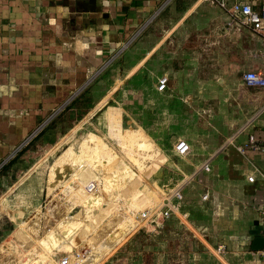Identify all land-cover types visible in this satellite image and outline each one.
<instances>
[{
	"label": "crops",
	"instance_id": "0c3cea01",
	"mask_svg": "<svg viewBox=\"0 0 264 264\" xmlns=\"http://www.w3.org/2000/svg\"><path fill=\"white\" fill-rule=\"evenodd\" d=\"M167 1L94 0L97 10L90 11V0H0V166L88 89L130 39H140L137 45L147 46L136 73L157 65L168 78L163 92L154 86L151 116H171L168 124L176 130L161 134V122L149 115L146 120L141 111L137 129H125L124 110L111 109L104 135L119 146L130 143L124 161L115 164L123 171L113 177L130 180V159L145 163L158 155L150 139L169 149L184 140L200 160L184 175L190 186L181 189L180 211L173 216L192 228L193 214H206L207 246H225L220 264H264L251 250L262 237L264 152L238 150L250 138L264 142V89L248 87L242 78L247 71L264 74V40L208 0ZM234 1L255 7L263 0ZM198 90L205 92L199 102ZM204 163L207 173L200 170Z\"/></svg>",
	"mask_w": 264,
	"mask_h": 264
},
{
	"label": "rangeland",
	"instance_id": "374dc122",
	"mask_svg": "<svg viewBox=\"0 0 264 264\" xmlns=\"http://www.w3.org/2000/svg\"><path fill=\"white\" fill-rule=\"evenodd\" d=\"M139 40L130 39L104 66L78 110L57 113L46 133L27 147L4 178L0 175V264H56L75 252H85L79 264H220V254L206 244L211 242L206 214L194 213L192 228L184 219L161 214L174 189L184 188L185 193L190 186L185 176L192 174L197 155L178 157L149 137L158 155L145 163L130 159V180L113 177L123 171L115 164L124 161L130 143L119 146L104 135L102 124L111 109L124 110L125 129H137L141 111L146 120L149 115L161 122V134L176 130L168 124L171 116H151L154 86L164 73L157 65L136 73L140 50L147 46L137 45ZM202 94L195 91L194 100L199 102ZM201 107L198 103L197 110ZM90 135L101 142L94 152L83 154L81 145Z\"/></svg>",
	"mask_w": 264,
	"mask_h": 264
},
{
	"label": "built area",
	"instance_id": "2783aa9c",
	"mask_svg": "<svg viewBox=\"0 0 264 264\" xmlns=\"http://www.w3.org/2000/svg\"><path fill=\"white\" fill-rule=\"evenodd\" d=\"M168 0L167 2H170ZM210 5L216 6L224 13H226L231 22L236 23L242 27L249 29L252 33L264 40V0L258 6H253L247 2H240L234 0H208ZM245 84L248 87L263 88L264 89V74L247 71L242 76ZM168 78L163 76L157 80V91L163 92L166 89ZM62 110L55 112L48 123H43L38 130L34 133V136L47 126L55 115ZM247 149H255L264 152V142H256L252 138L249 139L248 143L242 147H238V150L243 154ZM173 153L181 158H187L191 155V148L184 140H178L173 146ZM200 170L207 173L210 171V167L207 163H204ZM259 175L264 179V174ZM249 182L253 181V177L248 178ZM207 198V195L202 197ZM182 190L181 188L174 189L172 193L165 198L161 208V214L164 218H170L174 214L180 211V202L182 201ZM146 214H142L145 218ZM153 217H150V219ZM260 220L262 222V237L264 238V209L260 210ZM218 254L225 252V246L219 245L216 248ZM260 261L264 262V247L256 252ZM71 256H64L57 259L56 264H79L81 263L82 257H85V252H75L70 254ZM83 263V262H82Z\"/></svg>",
	"mask_w": 264,
	"mask_h": 264
},
{
	"label": "trees",
	"instance_id": "16d2710c",
	"mask_svg": "<svg viewBox=\"0 0 264 264\" xmlns=\"http://www.w3.org/2000/svg\"><path fill=\"white\" fill-rule=\"evenodd\" d=\"M87 96H88V94L87 93H85V90L79 95V96H77L67 107H65L62 111H61V113L62 112H67V111H70V110H78L77 109V107H80L82 104H83V102H85L86 100H87ZM52 122H50L47 126H45L42 130H40L34 137H33V139L31 140V141H29L20 151H18L9 161H7L5 164H3L2 166H1V177L2 178H4L3 177V175H4V173L7 171V170H9V168H11V166H13V164L20 158V156L22 155V153H24L25 151H26V149H27V147H29V145L32 143V142H34L37 138H39L40 136H42L44 133H46V129L50 126V124H51ZM95 143H94V142ZM97 141H99L95 136H88L87 137V139L82 143V145H81V148L80 149H94V151H95V149H97L98 148V146L97 147H95L94 145L95 144H97ZM100 142V141H99ZM103 149L105 150V147H103ZM72 154V152L71 153H69V155H71ZM98 154H99V152H98ZM67 157V156H66ZM65 157V158H66ZM64 158V159H65ZM64 159H63V162H64ZM73 159H76V158H73ZM70 161H68V162H65V164L63 163V164H61V162H60V164H61V166H63V167H66V165L68 166V163H69ZM61 166H59V167H61ZM69 171H70V169L69 168H67ZM72 169V168H71ZM54 170L55 169H53L52 170V174H51V180L53 181L54 179ZM60 173V172H59ZM71 176H73V175H71ZM70 176V177H71ZM70 177H69V179H67V181H69V180H71L70 179ZM59 180H61V177L59 178V179H57L56 178V183H60V182H58Z\"/></svg>",
	"mask_w": 264,
	"mask_h": 264
},
{
	"label": "water",
	"instance_id": "95a60500",
	"mask_svg": "<svg viewBox=\"0 0 264 264\" xmlns=\"http://www.w3.org/2000/svg\"><path fill=\"white\" fill-rule=\"evenodd\" d=\"M88 10L90 11H96L97 8L95 7L94 0H90ZM264 247V238L263 237H257L253 240L251 244V250L254 252H257L261 250Z\"/></svg>",
	"mask_w": 264,
	"mask_h": 264
}]
</instances>
